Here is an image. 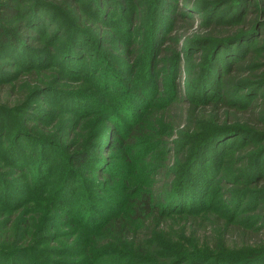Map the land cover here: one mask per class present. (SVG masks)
<instances>
[{"label":"trees","instance_id":"1","mask_svg":"<svg viewBox=\"0 0 264 264\" xmlns=\"http://www.w3.org/2000/svg\"><path fill=\"white\" fill-rule=\"evenodd\" d=\"M86 1L0 0V94L16 97L14 104L0 98V262L20 264L16 257L44 243L42 232L55 217L54 207L67 208L75 201L68 192L89 161H108V169L96 173L102 181L115 175L110 162L114 154L130 161L131 167L136 164L141 138L156 120L166 123L163 131L180 128L178 146L172 148L176 152L171 150L175 141L168 143L161 135L155 142L164 143L165 157L151 163L148 157L153 154L146 147L148 156L138 162L148 178L130 210L109 219L99 230L101 237L93 228L88 234L80 226L81 233L90 235L92 251L104 247L99 255L119 247L122 257H140L143 262L153 258L154 248L163 249L154 256L161 264H207L211 256L210 264L227 260L224 242L251 230L241 226L249 222L247 217L232 220L226 208L213 220V244H219L209 248H215L209 256L183 244L164 243L159 236L171 213H184L183 219L193 226L208 218L203 192L207 184L218 178L233 183L220 174L226 151L233 148L223 144L226 137L241 135L247 142L258 138L259 144L252 145L255 157L250 162L243 158L232 168V179L242 181L238 190L243 195L231 194L225 202L242 203L247 195L255 201L264 193V171L258 165L264 157V130H257L264 127V70L254 66L255 51L264 48V19L253 22L245 16L252 0ZM227 1H233V18L223 23L214 18ZM205 10L208 20L201 16ZM51 28L56 32H49ZM137 28L140 35L135 36ZM256 31L255 45H247L245 37ZM51 34L56 37L50 39ZM92 34L104 41V52L86 50L95 38ZM55 43L59 50L53 49ZM111 44L120 45L117 53L110 50ZM111 56L119 60L118 72L104 68ZM11 62L20 67L5 71ZM179 74L187 81L178 80ZM206 114L210 126L202 119ZM5 116H11L10 122H3ZM91 121L95 125L83 129ZM107 132L114 158L107 154L103 162L95 147ZM61 161L67 162L62 177L57 172ZM225 191L228 195L232 188ZM41 200L47 208L42 217L39 211L31 213ZM258 203L252 209L260 219L264 208ZM245 250L231 255L233 263L242 254L248 264L264 254ZM263 258L256 264H264Z\"/></svg>","mask_w":264,"mask_h":264},{"label":"rangeland","instance_id":"2","mask_svg":"<svg viewBox=\"0 0 264 264\" xmlns=\"http://www.w3.org/2000/svg\"><path fill=\"white\" fill-rule=\"evenodd\" d=\"M81 2L85 5L88 1L81 0ZM232 4L233 1H227L226 3H224L220 8H218L217 15L214 19L218 18L219 20H222L223 23L231 20L233 18L234 12V9L231 8V6L234 5ZM248 5L249 6L245 14L247 18H252L253 22L256 19H264V0H252ZM201 16L203 20H208V16H210L209 11L205 10L203 15ZM197 22L198 21L195 20L194 24H196ZM196 29H198V27H196ZM114 31L118 32V29H114ZM49 32L55 33L56 31L51 28ZM257 33L258 32L256 31L254 33H251L249 36H246L245 43L250 46L255 45V38L256 36H258ZM49 34L50 33H48V35ZM92 35L95 36V38H93V41L86 46V50L91 54L94 53L96 49L104 52L106 48L104 46V41L97 39L96 34ZM137 35H140V31L138 30V28L135 31V36ZM53 36L56 37V34H51L49 38L51 39L53 38ZM135 36L133 35L134 41H136ZM261 37H264V35H261ZM58 40L60 41V43L62 42V38H57L56 41ZM112 44L110 50H112V52L115 54L118 51L116 49L120 45L114 44V47ZM59 45L60 44L55 43L53 49L59 50ZM47 52L50 53L49 51ZM254 58V62H258L254 66L259 67L258 70L263 71L264 48L261 49L260 47L258 50H256L254 53ZM54 60H56L55 57ZM87 60L89 59L85 58L84 62ZM48 61H52V55H50ZM109 62V64L104 65V68H107L108 71H110V68L113 72H118L119 69H121L120 63H118V58L116 60L113 56H111ZM14 63L15 62L9 63L10 66L6 67L7 69L5 71L17 70L20 66L13 65ZM85 64L87 65V63ZM5 65L7 64H4V66ZM252 71L254 72V68L252 69ZM178 80L185 82L187 81V77L179 74ZM240 92L241 91L236 92L235 96H239L238 94ZM260 93H262V91H260ZM0 98H2L1 101L8 100L10 104H14L16 97L13 96V94L3 92L2 94H0ZM243 98H246V96H243ZM94 113H98V111ZM1 115L2 114H0V117ZM93 117L94 115L92 113L89 118L92 119ZM154 118L155 116L152 117V119ZM10 119L11 116H5L2 118L4 123L10 122ZM202 119H205L208 126H210L208 114L203 116ZM156 122L157 123L153 125L151 124L147 127L148 130L144 134V139L141 138L140 146H138L140 149L142 148L139 151V154L141 156L138 157V159H142V157L145 158L146 156H148L149 153H147V150H144L147 147L149 148V152H152L153 154L152 156L148 157L151 163L154 158H164L166 153V150H164L166 149L164 143L161 141L155 142L156 139L159 141L158 138H162V135L164 137V140H167L166 142L168 143L175 141L173 145H171V150H173L174 154L176 151H174V149L172 148L178 146V144L176 145L175 143L178 142L180 135V128H170L167 131H163L162 127L166 123H160V121L157 120ZM92 125H95V123H93L92 121L86 123L83 129ZM258 128L259 129L257 130H264L263 126H259ZM110 139V133L107 132L104 135L103 133H101V137L96 140L98 145L95 147V149H97L96 152L97 154H99V157L101 156V158L105 160L103 162L107 161V157L110 159L112 156L114 158L115 155V160L113 159L112 161L110 159V162L114 164L112 171L115 172V175L112 174V178L102 181L103 179L97 178L96 173L97 170L102 168L107 170L108 161L107 163H100L95 159L89 161L90 164H87L83 168L82 174L78 175V182L75 186L76 189L72 188L68 192L72 194L70 198H74L75 201L70 200L67 208H62L58 205L54 207L55 210L53 211V215L55 214V217L53 221H51L42 232L43 236L46 238L44 243L34 249L32 248V251L30 250L28 252H25L24 256L22 257H16L15 260H18L20 264H101L105 261H107V263L105 264H110V262L112 261L114 262V264H161L159 263V260L154 259V256L160 255L163 249L159 250L152 248V254L150 255L151 258H153L149 259L150 261H147L145 259V261L142 262L143 259H141L140 257H138V259H136L134 256H131L129 259L128 257H122V255H125V253L124 251H122V248L119 247L111 250L112 252L106 255H99L100 252L101 254H103L102 252H104L103 246H100L98 249H96V252L92 251V249L89 247L90 245L88 241L90 243L92 242L90 235H88L91 234L90 228L99 231L109 219L117 217L126 210H130L132 200L139 196V194L141 193L140 190L144 187V183L148 178V176L144 172L143 167L140 166V161L138 162V159H136V164L133 163L131 167L130 161H127L125 158L121 161V157L120 159H117L116 154L113 155L112 152L108 151ZM253 139H250L251 142H247L249 140H245L241 137V135L226 137L225 143L223 144H227L226 146H228L229 144H233V148L231 147L227 149V153L225 154V163L222 164L220 174L225 176V178L230 177L233 183L230 184L231 181L225 182V180L222 181L221 178H218L213 181L212 185L210 183L206 185L203 192L205 195V208H207L205 214H208V218L199 221L194 226L189 221L183 219L184 213L174 212L169 215L167 214L168 216L165 217L160 230L159 239L162 242L174 245L183 244L187 248V250L206 251V254L209 256L210 254L208 253L214 252L212 250L215 249L214 247L212 249L209 248L219 244H213V238L217 233L214 227L213 220H215L216 216H218L217 214L222 211V208H226L229 213H225V215L233 217L232 220L236 221L241 219V221H244L245 217H247L246 221L249 222L247 224H244L243 222L241 226L244 229L247 228L248 231H251L247 232V235H245V237L241 238L238 236V234H236L232 238H229L231 239L230 241L224 242V245L222 246H226L224 248L227 250L225 254V259L227 260L222 259L216 264H248L249 261H244V254H242V257L241 259H239L238 263H233L232 260L235 259H232L231 255H237L239 251L244 249H246L244 252L245 254L256 250L264 251V217L257 219L260 213L252 209L256 208L255 205L257 204V202H259L258 208H264V193L262 192L261 195H258V197L255 196V201L254 197H250L249 195H247L246 200L242 201V203H240V200H238L237 203L233 202L229 205L225 202L226 198L231 199L232 195H243V193L239 192L238 190L241 189L242 181H239L238 177L236 176V179H232L234 177L232 168L235 167V165H237L238 162H240L243 158L245 159V162L248 163L251 161L252 157H255L254 148L252 147V145L257 146L259 144V141L258 138L254 140ZM98 140H101V145ZM107 154L109 156L106 157L105 155ZM238 156H240V158ZM258 163L260 169L264 171V157H260V159H258ZM152 166L155 167L154 164ZM66 167L67 162L65 161H61V163L57 167V172L61 175V177L62 175H64ZM72 170L74 172L71 175L76 176V170ZM109 170H111L110 167ZM148 170H152L151 167H149ZM66 188H68V186H66ZM227 188H232V192L228 195L226 194L227 191H225ZM259 190L260 189H258V191ZM240 198L242 197L240 196ZM246 202L248 203L245 204ZM60 208L62 209L60 210ZM244 208H249V211L248 209ZM34 211H39L42 217V214L44 215L45 211H47L46 202L44 200H41L40 202L35 203L34 206L31 207V213H34ZM241 211H243L244 213H241ZM251 214L258 215L257 217H253ZM40 222L41 221H36V224L39 223L40 225ZM80 226L85 227V229L87 230L85 232L88 234L81 233L82 231L80 229ZM96 233L100 237L102 236L101 231ZM79 236L80 238L78 239ZM97 242L98 238L94 240L92 246ZM33 247L35 246L33 245ZM5 248H8V246H6ZM263 257L264 254L262 255V257H260V260H262L261 258ZM210 259L207 261V264H210ZM260 260L251 262L250 264H256L257 262H260ZM8 263L10 262H7V259H2V261L0 262V264Z\"/></svg>","mask_w":264,"mask_h":264}]
</instances>
